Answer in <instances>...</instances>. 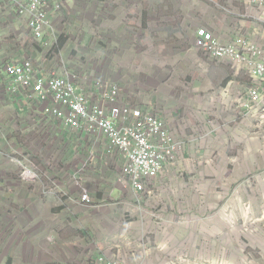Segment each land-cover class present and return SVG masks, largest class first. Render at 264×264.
I'll return each mask as SVG.
<instances>
[{"label":"crops","instance_id":"crops-1","mask_svg":"<svg viewBox=\"0 0 264 264\" xmlns=\"http://www.w3.org/2000/svg\"><path fill=\"white\" fill-rule=\"evenodd\" d=\"M191 1L185 0L182 25L185 34L191 36L193 46L186 49L183 45L174 51L171 48L170 53L163 55H142L145 96H138L137 86L128 83L121 71L116 72V67L111 70V66L105 65L111 63L106 52L96 58L99 76L112 84L126 81L128 88L122 86L133 100L163 117L176 140L183 144L176 159L152 184L151 194L144 201L139 198L146 210L135 224H141L150 233L154 230L145 256L131 260L126 250L124 253L116 250L123 230L115 222L116 217H121L120 211L115 210L116 204L88 205L81 202L79 192L78 197H71L62 205L57 200L44 199L47 193L31 192L29 188L17 197L2 199L0 264H82V260L84 264H101V256L123 264H264V199L259 203L258 197H253L264 192V179L258 175L256 188L248 181L247 186L240 183L236 188L241 193H235L236 199L231 193L243 175L260 174L264 166V106L247 107L249 89L254 86L252 78L239 75L231 63L210 58L195 45L201 26L214 30L225 41L243 29L250 35L252 32L254 40L264 43L263 26L244 16L240 19L238 15L219 13L201 0H197V7H188ZM243 2L247 9L246 0ZM29 24L28 17L20 18L12 6L0 3V83L9 81L5 73L8 65L41 56L31 53L30 46L25 44ZM183 34L182 31L178 34L180 40ZM133 39V34L122 38L117 57L123 59V53H129L135 43ZM117 57L115 62L119 61ZM13 97L10 102L18 105L25 128L31 134L47 124L56 142L72 149L79 144L94 150L90 141L63 131L60 122L39 121L37 115L43 111L40 105L30 104L24 96ZM105 157L106 164L100 172L105 175L104 182L109 185L113 198L127 197V203L139 214L140 208L132 202H138L139 196L134 191H125L115 173L107 176L112 163ZM226 160L231 162L227 164ZM225 173H228L226 180L219 183L223 179L219 176ZM22 182L27 184L24 187L30 184ZM61 186L64 193L69 188L75 190L70 184ZM168 189L170 194L165 198ZM255 203L259 204L255 207ZM158 204L163 206L161 212L149 214L150 206ZM169 205L173 211L177 207L180 212L182 207L186 211L197 207V216L164 213ZM238 207L240 214L235 217L232 208ZM252 208L257 209L255 231L248 228L249 215L255 212ZM73 216V225H66ZM76 219L79 225L74 226ZM91 225H101L103 232L97 228L96 233ZM67 228L81 230L79 245L74 243L78 239L76 234H65ZM105 234L110 237L107 244Z\"/></svg>","mask_w":264,"mask_h":264},{"label":"rangeland","instance_id":"rangeland-1","mask_svg":"<svg viewBox=\"0 0 264 264\" xmlns=\"http://www.w3.org/2000/svg\"><path fill=\"white\" fill-rule=\"evenodd\" d=\"M201 1L212 6L206 0ZM230 1L235 4L233 5L235 9L241 8V12L247 10L244 7L243 0ZM53 2L62 4L63 8L60 12L54 13L55 35L51 36V41L54 43L60 36H64L66 43L61 44L60 47L58 43L54 48L56 55L51 56L50 62L44 60L41 69L46 73L56 64V58L62 56L61 62L58 64L60 70L66 72L67 66L72 72L77 71L80 75L82 74L85 90H88V87L95 80L104 79L97 72L99 63L96 58H99L98 54L99 56L102 55L101 52H106L108 61L111 62L105 63V65L111 66V70L116 67L117 73L121 71L122 76L128 79V83L137 86L138 96L143 97L145 96L142 93L145 73L140 66L144 61L142 55H163L170 53L168 50H171V48L174 51L182 49L183 45L186 49L193 46L191 36L185 34L182 25L185 18L183 15V12H185L183 7L186 6L185 0H53ZM222 2V7L216 8V10L225 14L227 12L224 10V6L230 5L229 0H222ZM190 6L197 7V0L191 1L188 7ZM252 13L251 11L250 15ZM181 31L184 33L182 40L178 38ZM31 33L26 27L25 44H27V47L30 46L31 53H40L41 55V48L33 44ZM129 34H133L135 43L129 53H123V59H121V57H117L119 46L122 38L124 40ZM168 45H172V47H168ZM115 56L119 60L118 62H115ZM120 64L122 69H120ZM139 72L141 73L137 74ZM141 75L142 79H138V76ZM125 83L127 82L122 80V84L128 88L129 84ZM11 88L12 81L10 80L0 83V210L2 199L17 197L23 189H26V192L30 188L31 192L38 190L47 193L48 195L44 199L57 200L64 205L68 201L67 199L78 197L79 192H82V186L89 185L94 195L95 202L93 205L116 204V212L120 211L121 213L120 219L115 218L118 227L123 229L116 250H121L123 253L126 250L131 260L138 258L140 255L145 256L146 246L150 244L149 239L152 237L154 230L150 233L141 224H135L139 215H144L146 210L145 204L140 203L142 200L140 201L137 197L138 202L132 201L134 206L140 208L138 214L137 211H134L133 205L127 203V197L122 196L119 200L113 198L109 185L104 182L105 175L102 171L100 172L104 169L106 160L97 148L93 150L92 147L87 146L86 148L83 145L75 144L72 149L58 143L56 142V136L51 133L47 124L34 129L33 136H31V132H28L30 129L25 128L24 119L18 105H13L10 102L13 97L10 92ZM1 98H4L5 101ZM3 135L6 137H2ZM226 162L228 164L231 161L226 160ZM230 166H232V163ZM25 169H36L38 171L40 178L35 184L31 185L33 188L29 186L30 184L24 187V185H27L22 182ZM113 171V169H110L108 173L106 171L107 176L113 174ZM259 173L251 172L239 179L236 186H233L234 191L231 192L234 193V199L237 195L235 193L240 192L236 188L240 186V183L246 186L249 183L250 186L257 187L258 175L264 179V166ZM227 175L228 173L220 175L219 177L223 179L219 180V183L224 182ZM61 184H70L75 190L69 188V191L66 189L65 192H69V194L61 192ZM218 189L220 193L223 192L221 188ZM115 190L116 187L114 186L113 192ZM259 191H261L260 188ZM168 193L170 194V189L165 193V198H167ZM250 195L253 196L251 191ZM253 197H258L260 203L261 199H264V192ZM259 203H255V207ZM150 207L148 212L152 214L153 211H156V213L161 212L163 206L158 204L157 207ZM232 209L233 215L239 217L240 207ZM252 209H255V212L249 215L248 228L250 231H255L258 227L257 209ZM182 210L183 212H180L176 207L173 211L172 206L169 205L167 210L163 212L197 216V207L191 211H186L182 207ZM74 218L75 216L66 225H73ZM76 225H79L77 219L74 226ZM111 226L113 227V225ZM186 226L190 227L189 225ZM92 228L96 233L97 228L100 232H103L101 225H98V227L92 226ZM67 229L65 234H76L75 238L78 239H75L74 243L79 245V237L82 235L81 230ZM105 230H108V228H105ZM107 235L105 234L106 244L110 238H107ZM78 251H81V249L78 248ZM82 264H84V260H82Z\"/></svg>","mask_w":264,"mask_h":264},{"label":"built area","instance_id":"built-area-1","mask_svg":"<svg viewBox=\"0 0 264 264\" xmlns=\"http://www.w3.org/2000/svg\"><path fill=\"white\" fill-rule=\"evenodd\" d=\"M212 7L220 8L222 0H206ZM233 1V0H232ZM5 6H12L15 15L28 17L33 44L41 48V56L25 59L6 67V76L12 81L10 92L24 96L34 106H41L42 114L37 117L42 123L58 121L63 131L78 139L90 141L111 161L113 173L125 191H134L144 201L151 194V186L162 170L173 162L183 144L176 140L166 120L158 113L137 103L119 83L105 79L95 80L88 90L84 88L82 74L60 70L61 57L46 73L41 69L43 61L50 62L54 49L61 45V36L52 43L55 12L63 6L53 0H0ZM224 10L229 14L254 19L264 30V0H246L245 14L238 12L229 0ZM250 9V10H249ZM241 11V10H240ZM251 11L253 12L250 15ZM196 47L210 58L232 64L239 75L252 78L254 86L249 89L248 108L264 106V43L240 29L229 41L223 40L206 26L198 29ZM44 125V124H43ZM36 169H25L22 180L35 184L39 180ZM82 203L93 205V191L81 187ZM101 264H123L100 257Z\"/></svg>","mask_w":264,"mask_h":264},{"label":"trees","instance_id":"trees-1","mask_svg":"<svg viewBox=\"0 0 264 264\" xmlns=\"http://www.w3.org/2000/svg\"><path fill=\"white\" fill-rule=\"evenodd\" d=\"M66 43V38L64 36L61 37V44Z\"/></svg>","mask_w":264,"mask_h":264}]
</instances>
